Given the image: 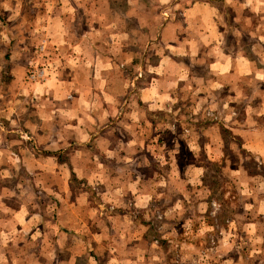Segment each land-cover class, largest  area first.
Segmentation results:
<instances>
[{
    "label": "crops",
    "instance_id": "obj_1",
    "mask_svg": "<svg viewBox=\"0 0 264 264\" xmlns=\"http://www.w3.org/2000/svg\"><path fill=\"white\" fill-rule=\"evenodd\" d=\"M11 1H15L16 4L4 9L3 5L8 7L7 4H10ZM34 1L36 0H0V48L3 34L10 33L11 35L18 32V24L16 23L18 20L16 18L22 16L20 9L24 8V2L33 5ZM39 1H41V10L38 9L37 13L40 19L34 25H31L32 36L35 33L43 34L39 43H43L46 49L51 44L58 51L54 53L55 56L73 64V72H57L55 75L48 72L47 75L51 76L46 78L45 82L32 84L27 81V73L25 72L29 66L30 58L28 57L26 63H24L23 56L18 58V54H14L15 58L11 59V70L7 75L8 78L1 79V81L9 80V83L6 89L0 88V125L2 126H0V181L4 177L3 172L7 171L12 175L13 171L9 163L14 165L19 158L22 160V165L26 167V171L32 176L33 183L36 184L44 182L51 173L50 169L57 166V162L59 166L61 165L59 163L62 162L58 161L60 154H55L57 150L53 145H57L59 149L68 140V137L60 132L62 128L67 127L64 118L67 113L71 114L68 127L78 132V134L68 135L72 138L83 137L89 131L91 135L86 141V144H88L91 142V137L112 128V117L116 111V93L113 88L96 94L90 90L67 91L51 84L52 81L84 80L87 77L84 74L92 75L88 71L81 74L79 70H85L83 67L86 62L83 61L85 58H92L97 55L89 51L96 46V42L78 38L70 39L69 34L73 25L70 23L69 18L73 16L75 18L76 12L82 7V4H85V6L90 5L95 0H37L36 2ZM98 1L102 2L103 8L87 9L85 15L88 17L98 15L99 17L105 15L111 17L115 14L124 19L139 16V18L145 20L146 31L150 34V39L155 37L154 35L160 37L159 42H153L152 44L160 50L162 49V52L159 53L157 58V61L159 60L158 65L156 63L152 66L154 76L151 80H158L160 86L166 88V90L169 88L174 89V111H180L179 105H176L177 99L186 96L198 98V103H194L197 110L201 109L200 105H202V109L205 108L204 110H207V108L212 109L211 98L214 96L215 98H222L224 94L228 96V100H222L220 103L228 101L242 106L240 110H235L233 106H230L229 111H224L227 115L225 119H221V122H203L204 120L201 119L202 115L200 114L201 120L197 122L198 119H195L193 121L197 124L190 125L189 133H197V137L190 135L187 139L191 153L188 169L182 172L177 169L178 174H174V181L172 182H174V192L177 193L178 197L183 195L186 189L190 193L192 185L189 186V183L194 184L196 180H200L204 176V164L200 163L199 159L222 162L226 161L228 156L238 155V152L228 149L231 140H237L236 144L240 145L242 152L254 159L257 168L250 170L243 166L241 168L235 167L230 171L231 167H229V172L232 173L231 177L238 180L236 186H233V193L229 194L228 191L223 190L224 200L223 202L222 200L218 201L220 204L217 202L212 203L211 199L207 200V198L198 202L196 209L200 213L208 209L209 215V211L211 212L214 205L220 207L222 203L224 208L230 212L226 219L223 217L218 220L219 227L216 228L218 236L216 237L219 246L217 248L207 245L208 248L198 249L194 245V242L198 241L197 239H201L200 241L205 244L208 236L212 238L209 232L214 231L211 226L214 225L215 218L199 214V216L196 215L197 219H195L196 217L183 219L178 216L179 214H175L174 225H177V228L185 225L187 229L185 233L190 234L187 235V239L192 241V244L187 245V248H185L188 254L186 264H195L197 256L202 257V262L198 261L196 264H264V178L261 177L260 173V171H264V45L253 43L249 46V51L246 50L247 53L241 47L237 49L239 50L238 53L230 55L229 51H226V48L222 47L219 42V29L214 21L218 11L213 8V2H216V0H192L191 5L184 7L182 10L180 9L182 8L180 3L184 0H174V9H180L179 13H174V16L182 13L184 17L182 20L175 19L174 21H164L162 19L163 13H160L159 9L153 6L144 7L141 10L134 8L132 11L128 8H114V10L110 2L115 0ZM148 1L153 4H164V1L167 0ZM242 1H247L246 5H249L254 0H222L228 7L232 8L234 14L232 20L237 29L241 32L254 33L259 25L256 23L255 17L263 16L264 13L259 5L262 4V0H258V4L250 5L249 9L244 8L241 11ZM7 9H10L12 13ZM4 17L7 20L2 21ZM13 17H15L16 22H8ZM145 18H151L154 23L148 24ZM96 27L91 21L88 29L89 33L87 32V34L96 33ZM120 30L124 33L125 27L122 26ZM12 39L11 36L9 40ZM16 44L23 46L25 42L16 41ZM149 44L147 43L148 47L152 46ZM259 46L261 49H259ZM64 50H68L69 53H64ZM66 54H69V57H66ZM109 79L112 80L110 77ZM6 84L2 83V85ZM155 85V82L151 83L150 87ZM84 94L87 95L86 98H84ZM161 94V91H155V97L152 100L145 95L146 101H149L143 107L145 113L167 109V98H163L164 100L161 101L160 97L157 96ZM99 95L102 96L99 97ZM83 105L86 108H83ZM68 108L70 109L67 110ZM191 108L193 109V107ZM35 113L38 116L42 114V116L37 120ZM193 114H197V112L194 111ZM88 115L90 121L87 120ZM123 120L125 124H128V128H131L130 122ZM95 129L98 132H94ZM22 131L32 134L34 141H37L39 148L37 153L29 152L27 148L22 147L23 150L20 151L22 157L17 154L16 145H25L24 142L18 140L22 137L20 134L24 133ZM128 142L132 143L131 141ZM109 156L107 158L113 159L111 155ZM125 158L127 160L128 157ZM125 158L123 157V159ZM174 159H178V151L175 150ZM48 164L51 165L50 168L46 167ZM93 164L88 165L90 169L88 173H84V170L76 163L69 162L70 167L74 166V170L72 169L73 174L76 173L75 176L78 179H85L91 186L97 177L105 175L106 178H109L108 183H106L107 186L114 185L112 186L113 192L121 194L123 201L103 202L102 205L110 210V216H108V213L105 214L108 217H91L85 214L87 211L86 202H83L82 212H79L81 209L78 205L73 204L70 207L73 209L67 215L64 207L60 204L62 213L58 224L62 229L71 230L70 225H75L77 230L80 229L83 232L86 230L82 226L108 225V228H99L94 231L95 236L92 238L83 236V238L89 239L87 242L80 238L78 240V243H81L79 244L80 250H76L72 257L89 256L85 246L96 243L94 255L101 258L107 250L104 242L115 241L122 237L126 242L125 256L127 257L131 253L136 257V261L129 260L130 264H137V261L142 264H161V260L158 263L156 260L160 251L153 245V238L148 237L147 220L141 215L138 217L129 215V212L134 210L135 206L138 207L140 214H143L147 205L146 194L141 189L130 190L132 187L129 182L124 183L123 186L116 184L115 181L120 182L121 175L113 172L114 170L108 167V163L104 164L98 158ZM99 164L101 165L99 166ZM121 172L123 175L126 174L124 179H127V176L130 177V173L132 179L136 178L131 169H125ZM59 179L61 178L59 177ZM115 188L119 189L115 190ZM41 189L47 192L52 191L45 182L42 184ZM207 189L209 191V188L204 186L196 189V191L206 193L208 192ZM65 190L66 187L57 191L60 193ZM54 192L56 193V189H54ZM132 195L136 196L135 199L139 201L138 204L134 202ZM127 197L130 201H126ZM101 203L99 202L96 205L100 207ZM88 204L90 205V203ZM179 205L182 206V203ZM5 207V209L11 210V215L5 218L2 215L0 216V257L3 255L2 250H6L2 243V226L18 225L21 222L17 216H12L13 210L11 208L13 207L11 205H5ZM3 208L4 204L0 200V213ZM18 208L16 206L15 212ZM193 223L203 224L204 230L190 229L189 226ZM91 230L90 228V232H92ZM181 246L183 248L182 244ZM68 261L70 262L68 264H75V260L72 258ZM63 264L67 263L64 262Z\"/></svg>",
    "mask_w": 264,
    "mask_h": 264
},
{
    "label": "rangeland",
    "instance_id": "obj_2",
    "mask_svg": "<svg viewBox=\"0 0 264 264\" xmlns=\"http://www.w3.org/2000/svg\"><path fill=\"white\" fill-rule=\"evenodd\" d=\"M36 1L33 2L35 7L32 4L27 2L25 4L24 2V8L20 9L22 16L20 15L16 18L18 21L16 22L15 17L8 21L18 24V32L11 35L10 33L3 34V37H1L0 88L6 89L9 83V80L1 81V79L8 78L7 75L11 70L10 62L12 58H15L14 54H18V58L23 56L24 63H26L28 57L30 58L29 66L25 72L27 73V81H30L32 84L45 82V79L51 76L47 75L48 72L53 73L52 75H55L57 72H73V64L64 61L61 57L55 56L54 53L58 51L51 44L46 49L43 43H39L42 40L41 35L43 34L35 33L32 36L31 25H34L40 19L37 11L38 9L41 10V1ZM242 2L241 11L244 8L249 9L250 5L258 4V0L252 1L249 5H246L247 1ZM101 3L95 0L90 5L85 6V4H82V7L77 10L75 18L74 16L69 18L70 23L73 25L69 34L70 39L78 38L96 42V46L89 51L97 55L92 58H85L83 60L86 61L83 64L85 70H79L81 74L88 71L92 75L84 74L87 76L84 80L52 81L51 84H55L60 89L67 91L77 89L83 91L90 90L96 94H99L98 92L100 91L113 88L116 93V111L112 117V128L106 132L101 131L95 137H91V142L86 144L91 133L89 134L88 131L86 136L70 137L68 134H78V132L68 127L70 125L71 114L67 113L66 117L64 116L67 127L62 128L60 132L62 135L65 134L68 140L59 149L57 145H53L57 150L55 154H60L58 161L62 163H59L61 164L59 166L57 162V166L50 169V175L44 180L50 186V189H52L51 192L41 189L42 184H44L43 181L38 184L33 183L32 176L26 171V167L22 165L21 158L15 161L14 165L9 163L13 173L10 175L7 171L3 172L4 177L0 181V200L4 204L0 216L2 215L4 218L9 217L11 210L5 209V205H11L13 207L11 208L13 210L12 216H17L21 222L18 225L2 226V243L6 250H2L3 255L0 257V264H63L64 262L68 264L70 263L68 261L70 258L75 260V264H130V259L136 261V257L131 253L127 257L125 256L126 250L124 248H126V242L122 237L115 241L104 242L107 250L101 258L94 255L96 243L85 246L89 252V256L86 255L88 258L86 256L82 258L72 257L76 253V250H80L79 244L81 243H78L80 238H83V236L92 238L95 236L94 231L99 228H108V225L94 224L88 227L82 226L86 230L83 232L80 229L77 230L75 225H70L72 227L71 230L62 229L58 224L62 213L60 204H62L65 213L68 215L73 209L70 208L73 204L78 205L81 209L79 212H82L83 202H86L85 207L87 211L85 214L91 217H98L107 216L105 214L110 213V210L102 205L104 201L107 203L123 201V198L121 194L113 192L112 186L114 185L110 184L107 186L106 183H108L109 178H106L105 175L97 177L91 186L85 179H78L75 176L76 173L75 175L73 174L72 169L74 170V166L70 167L69 162L76 163L84 170V173H88L90 169L88 165H94L93 163L99 158L102 163H108V167L112 168L113 172L121 175L119 183L114 180L116 184L123 186L124 183L129 182L132 187L130 190L141 189L146 194L147 205L143 214H140L138 207L135 206L134 210L129 212V215L137 217L141 215L147 220L148 237L153 238V245L160 251L156 260L157 263L161 260V264H186L188 261L187 249L185 248H187V245H191L192 241L187 239V235L190 234L185 233L187 230L185 225H182L180 228L174 225V216L177 214L183 219L189 217L195 218L199 214L215 218L216 221L211 226L214 228V231L209 232L212 238L208 236L205 244L200 241L201 239H197L198 241H195L194 245L198 249L208 248L207 245L217 248L219 246L216 237L218 236L216 233V228L219 227L218 220L223 217L226 219V216L230 212L224 208L222 203L220 207L214 205L211 208V212L209 211V215L208 209L200 213L196 209L198 202L206 198L207 200L211 199L212 203H219L218 201L221 200L223 202V190L228 191L229 194L233 193V186H236L235 184L238 180L231 177L232 173L229 172V167H231L230 171L235 167L241 168L243 166L250 170L257 168L254 159L241 151L240 145L236 144L237 140H231L228 149L238 152V155L228 156L227 160L222 162H214L212 160L202 161L199 159L198 161L204 164V176L200 180H196L194 184L189 183V186L192 185L190 193L186 189L184 194L178 197L177 193L174 192V182L172 181H174V174H178L177 169L181 172L188 169L191 153L187 139L190 135L195 138L197 137V133H189L190 125L193 123L197 124L193 120L198 119V122L203 119V122L208 123L221 122V119H225L227 115L224 111H229L230 106H233L235 110H240L242 106L229 103L228 101L220 103L222 100H228V96L224 94L222 98H215V96L211 98L213 103L212 109L207 108V110H204L205 108L202 109L203 107L200 105L201 109L197 110L195 104L198 103V98L186 96L177 99L176 105H179L180 111H174V89L169 88L166 90V88L160 86L158 80H151L154 76L152 66L156 63L158 65L159 60L157 61V58L159 53L162 52V49L160 50L152 44L153 42H159L160 37L154 35L155 37L150 39V34L146 31L145 20L141 17L139 18V16L136 18L126 17L124 19L115 14L111 17L107 15L88 17L85 15L87 9L103 8ZM191 3L192 0H184L180 3L182 4V8L180 9L188 7ZM213 3V8L218 11V14L214 17V21L216 27L219 29V42L222 47L226 48V51H229L230 55L238 53L239 50L237 49L241 47L247 53L246 50L248 49L249 51V46L253 43L264 45V13L263 16L255 17L256 23L259 25L254 33L241 32L232 20V15H234L232 8L228 7L222 0H216ZM261 3L259 5L264 10V0ZM15 4V1H11L10 4H7L8 7L3 5V8L6 9ZM110 4L112 9L128 8L130 11L134 8L141 10L144 7L149 8L153 6L158 8L160 13H163L162 19L164 21L182 20L184 18L182 13L174 16V13H179L178 11H180V9H174V0L164 1V4H153L148 0H115L110 2ZM7 10L12 13L10 9ZM4 19L7 20L4 17L2 21ZM145 19L148 24L154 23V21H151V18ZM91 21L97 26L96 33L92 35L87 34ZM122 26L125 27L124 33L120 30ZM11 36L13 39L10 41L9 38ZM30 38L32 39L30 40ZM16 41H24L25 44L19 46V44H16ZM147 43H150L149 45L152 46L148 47ZM259 49H261L260 46ZM63 52L69 53L68 50H64ZM66 57H69V54H66ZM106 71L108 73H104ZM96 73H98L97 76H95ZM107 76L112 78V80ZM154 82L156 85L150 87L151 83ZM2 83L7 84L2 85ZM158 90L162 93L161 95H157L161 101L164 100L163 98H167V109L163 111H147L145 113L143 107L149 103V101H146L145 95L152 100L155 97V91ZM86 96L84 94V98ZM83 106V108H86L85 105ZM194 111L197 114H193ZM85 112L90 114L87 111ZM200 114L202 115L201 119ZM41 116L42 114L38 116L35 113L37 120ZM32 119L34 120V118ZM123 119L131 123H129L131 128H128V124H125ZM87 120L90 121L89 115ZM35 124L38 125L37 123ZM22 132L24 133L20 134L22 137L18 140L24 142L25 145H16L17 154L22 155L20 153L23 150L22 147L27 148L29 152L37 153L39 149L37 141H34L32 134L26 131ZM94 132H98V130L95 129ZM174 150L178 151L177 160L174 159ZM109 155L113 159L107 158ZM123 157L128 158L126 160ZM50 166L48 164L46 167L50 168ZM125 169H131L132 174L136 178L132 179L130 173V177L127 176V179H124L126 174L123 175L121 171ZM260 173L261 177L264 178V171H260ZM59 177L61 179L58 180ZM103 180L106 181L103 182ZM63 185H65L66 190L59 193L57 190H62L64 188ZM204 186L209 188V191L207 189L208 192L199 193L196 191V189ZM54 189H56V193ZM135 198L136 196L132 195V199L138 204L139 201ZM126 201H130L128 197ZM99 202H102L100 207L96 205ZM178 203H182V206ZM16 206L19 207L17 212L14 210ZM233 211L235 210L233 209ZM212 212L214 213L212 214ZM203 226V224L193 223L189 227L190 229L204 230ZM90 228L92 232H90ZM83 240L84 242L89 241L88 238H83ZM181 244L183 248H181ZM129 256L131 257L129 258ZM197 257L195 264L198 261L202 262V257ZM137 264L142 263L137 261Z\"/></svg>",
    "mask_w": 264,
    "mask_h": 264
}]
</instances>
